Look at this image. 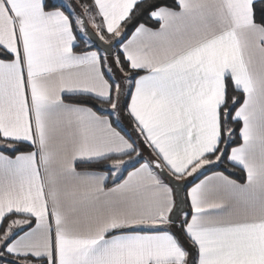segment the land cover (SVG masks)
<instances>
[{"label": "snow or ice", "instance_id": "6c2138e0", "mask_svg": "<svg viewBox=\"0 0 264 264\" xmlns=\"http://www.w3.org/2000/svg\"><path fill=\"white\" fill-rule=\"evenodd\" d=\"M0 264H264V0H0Z\"/></svg>", "mask_w": 264, "mask_h": 264}, {"label": "trees", "instance_id": "16d2710c", "mask_svg": "<svg viewBox=\"0 0 264 264\" xmlns=\"http://www.w3.org/2000/svg\"><path fill=\"white\" fill-rule=\"evenodd\" d=\"M123 127H124L127 131L131 132V128L129 127V125H128V123H127L126 120L123 122ZM132 135H133V138H135V133H132ZM144 151H145V156H147L149 150L145 149ZM214 170H218V171H226V174L231 173V172H234V175H233V178H234V179H235V178H239L240 175H241L240 172H238V171H236V170H234V169H230V168H228V166H227L226 164H221V165L219 166V168H216V169H214ZM189 180L192 181L193 178H189ZM190 185H191V184H189V186H190Z\"/></svg>", "mask_w": 264, "mask_h": 264}, {"label": "crops", "instance_id": "0c3cea01", "mask_svg": "<svg viewBox=\"0 0 264 264\" xmlns=\"http://www.w3.org/2000/svg\"><path fill=\"white\" fill-rule=\"evenodd\" d=\"M200 178H203V177H200ZM191 186V185H190Z\"/></svg>", "mask_w": 264, "mask_h": 264}, {"label": "rangeland", "instance_id": "374dc122", "mask_svg": "<svg viewBox=\"0 0 264 264\" xmlns=\"http://www.w3.org/2000/svg\"><path fill=\"white\" fill-rule=\"evenodd\" d=\"M144 154H145V151H144Z\"/></svg>", "mask_w": 264, "mask_h": 264}]
</instances>
